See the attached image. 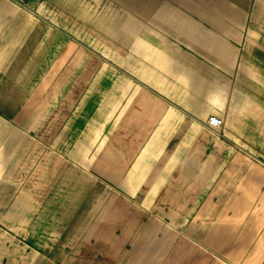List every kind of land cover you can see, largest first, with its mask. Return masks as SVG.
<instances>
[{
	"label": "crops",
	"instance_id": "1",
	"mask_svg": "<svg viewBox=\"0 0 264 264\" xmlns=\"http://www.w3.org/2000/svg\"><path fill=\"white\" fill-rule=\"evenodd\" d=\"M2 263L264 264V0H0Z\"/></svg>",
	"mask_w": 264,
	"mask_h": 264
},
{
	"label": "rangeland",
	"instance_id": "2",
	"mask_svg": "<svg viewBox=\"0 0 264 264\" xmlns=\"http://www.w3.org/2000/svg\"><path fill=\"white\" fill-rule=\"evenodd\" d=\"M2 264H9V263H2ZM10 264H14V263H10Z\"/></svg>",
	"mask_w": 264,
	"mask_h": 264
},
{
	"label": "built area",
	"instance_id": "3",
	"mask_svg": "<svg viewBox=\"0 0 264 264\" xmlns=\"http://www.w3.org/2000/svg\"><path fill=\"white\" fill-rule=\"evenodd\" d=\"M213 120H214V119H212L211 122H213ZM218 123H220V121H219Z\"/></svg>",
	"mask_w": 264,
	"mask_h": 264
}]
</instances>
